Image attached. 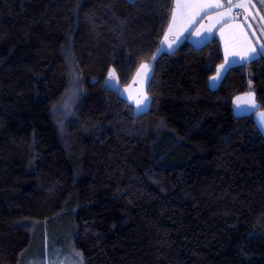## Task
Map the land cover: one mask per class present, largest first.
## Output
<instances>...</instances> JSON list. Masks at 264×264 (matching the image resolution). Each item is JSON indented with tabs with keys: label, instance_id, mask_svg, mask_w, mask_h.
<instances>
[{
	"label": "trees",
	"instance_id": "obj_1",
	"mask_svg": "<svg viewBox=\"0 0 264 264\" xmlns=\"http://www.w3.org/2000/svg\"><path fill=\"white\" fill-rule=\"evenodd\" d=\"M176 0H0V264L75 211L84 264H264V58L214 36L157 55ZM151 62L149 109L121 85ZM76 96L65 108L70 88Z\"/></svg>",
	"mask_w": 264,
	"mask_h": 264
},
{
	"label": "crops",
	"instance_id": "obj_2",
	"mask_svg": "<svg viewBox=\"0 0 264 264\" xmlns=\"http://www.w3.org/2000/svg\"><path fill=\"white\" fill-rule=\"evenodd\" d=\"M200 2H215V0H200ZM219 2L225 7L204 10L191 7L185 10L184 15H181L180 11L177 10L176 19L173 20L172 18L171 28L168 27L157 55L166 51H174L186 39L200 46L217 36L222 42L224 57L227 54L228 62L225 59L222 63L225 65L226 71L233 65L247 62L241 60L240 56H250L254 54L253 49L258 52L259 45L264 44V34H262L264 33V20L261 19L264 17V5H262L261 0H250V3L249 0H232L233 4L245 3L247 11L235 7L229 11L228 0H219ZM239 11L241 13H238ZM221 14H223V19H220ZM234 60L236 62L231 63ZM226 71L221 70V78L218 81H221ZM218 81L212 82L210 79V84L212 87H217Z\"/></svg>",
	"mask_w": 264,
	"mask_h": 264
},
{
	"label": "rangeland",
	"instance_id": "obj_3",
	"mask_svg": "<svg viewBox=\"0 0 264 264\" xmlns=\"http://www.w3.org/2000/svg\"><path fill=\"white\" fill-rule=\"evenodd\" d=\"M110 72L113 73L116 78L113 84H108L110 87L120 88L122 94L130 100L135 108V100L146 96L150 103L147 108L140 111L149 109L152 98L148 91V85L153 74V67L150 62L142 63L132 82L125 86L121 85L115 68H112ZM214 75H216V73ZM108 78L109 75L107 80ZM218 82L220 83V81ZM219 83L217 84L219 85ZM76 87V85H73L70 88L68 100L64 103L65 108L71 107L72 99L76 96ZM249 93L252 95L249 96ZM253 101L258 105L253 90V82H251L249 90L236 96L234 99V112L236 115L255 112V118L264 132V124L259 122V113L264 112V109L252 108L251 103ZM237 105H239V107H237ZM74 215L75 211L64 213L55 221L44 223L37 228L34 232L33 243L23 256L22 264H84L82 253L74 246V237L76 235Z\"/></svg>",
	"mask_w": 264,
	"mask_h": 264
},
{
	"label": "snow or ice",
	"instance_id": "obj_4",
	"mask_svg": "<svg viewBox=\"0 0 264 264\" xmlns=\"http://www.w3.org/2000/svg\"><path fill=\"white\" fill-rule=\"evenodd\" d=\"M249 3H250V0H249ZM261 3H262V5H264V0H261ZM227 6H228L229 11H231V9L233 7L241 8V9H244L245 11H247V5L245 3L233 4L232 0H228ZM252 6L254 7V5H252ZM191 7H198L200 10H204L207 8L219 9V8L225 7V5L221 4L219 2V0H215V2H207V3L200 2V0H176V5H175V8H174L173 13H172L173 20L176 19L177 10L180 11L181 15H184L185 10L188 8H191ZM220 19H223V14H221ZM253 19H255V17H253ZM261 19L264 20V17H261ZM169 27L171 28V25H169ZM249 27H251V25H249ZM262 34H264V33H262ZM169 47H171V45H169ZM253 53L254 54H252L250 56H248V55L240 56V59L245 60V61H248V60L254 61L258 58H264V44L259 45V51L258 52L255 49H253ZM225 59H226V62H228L227 61V54H226ZM235 62H236L235 60L231 61V63H235ZM221 70L226 71L224 64L220 65V67L217 68L216 75L211 78L213 82H216L221 78ZM114 81H116V78L114 77L113 73L110 72L109 78L106 81V84H113ZM249 86L251 87V82H249ZM251 95L252 94L249 93V96H251ZM237 99H239V98H237ZM149 103L150 102L148 101V98L146 96L135 100L136 108L138 111L147 108ZM237 107H239V105H237ZM251 107L256 109L259 106L256 105L253 101L251 103ZM259 122L264 124V112L259 113Z\"/></svg>",
	"mask_w": 264,
	"mask_h": 264
},
{
	"label": "built area",
	"instance_id": "obj_5",
	"mask_svg": "<svg viewBox=\"0 0 264 264\" xmlns=\"http://www.w3.org/2000/svg\"><path fill=\"white\" fill-rule=\"evenodd\" d=\"M238 13H241V11H239Z\"/></svg>",
	"mask_w": 264,
	"mask_h": 264
}]
</instances>
